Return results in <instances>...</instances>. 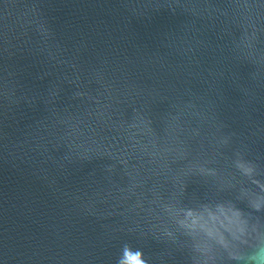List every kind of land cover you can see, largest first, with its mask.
<instances>
[{
    "label": "water",
    "instance_id": "obj_1",
    "mask_svg": "<svg viewBox=\"0 0 264 264\" xmlns=\"http://www.w3.org/2000/svg\"><path fill=\"white\" fill-rule=\"evenodd\" d=\"M0 264H264V0H0Z\"/></svg>",
    "mask_w": 264,
    "mask_h": 264
}]
</instances>
